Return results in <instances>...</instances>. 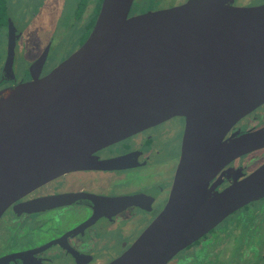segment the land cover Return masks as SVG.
Returning a JSON list of instances; mask_svg holds the SVG:
<instances>
[{"label":"water","instance_id":"95a60500","mask_svg":"<svg viewBox=\"0 0 264 264\" xmlns=\"http://www.w3.org/2000/svg\"><path fill=\"white\" fill-rule=\"evenodd\" d=\"M133 2L102 0L79 48L45 76L0 92V214L64 172L104 169L111 160L98 161L95 151L182 117L168 200L108 263L166 264L230 212L264 197V164L219 193L205 189L224 161L264 147V128L222 141L264 103V3L187 0L129 15ZM12 45L10 36L8 68Z\"/></svg>","mask_w":264,"mask_h":264},{"label":"flooded vegetation","instance_id":"af4514ba","mask_svg":"<svg viewBox=\"0 0 264 264\" xmlns=\"http://www.w3.org/2000/svg\"><path fill=\"white\" fill-rule=\"evenodd\" d=\"M75 1L68 26L59 22L65 13L61 5L55 25L35 22L40 12H51V0H40L43 10L33 6L36 10L30 9L29 17L21 21L0 5V46L4 53H0V92L34 76L43 77L64 60L46 67L57 31L69 29L66 34L80 36L74 51L85 41L102 0H85L83 4ZM162 1L154 10L187 0L163 4L164 7L160 5ZM256 2L262 4L264 0L236 5L253 6ZM37 32V42L30 48L32 58L26 57L24 64L17 66L18 45L28 42L27 36ZM10 36L13 45L8 68ZM43 55L41 65H36ZM171 121L176 126L167 128ZM184 126L182 117H171L142 129L93 153L98 161L111 160L104 169L64 172L14 201L0 214V264H108L118 259L168 200ZM261 128L264 103L234 123L222 141L234 133ZM262 164L264 147L234 156L210 174L205 189L209 195L219 193ZM51 197H57L55 202L47 199ZM56 216L57 225L50 222ZM166 264H264V197L230 212Z\"/></svg>","mask_w":264,"mask_h":264},{"label":"rangeland","instance_id":"374dc122","mask_svg":"<svg viewBox=\"0 0 264 264\" xmlns=\"http://www.w3.org/2000/svg\"><path fill=\"white\" fill-rule=\"evenodd\" d=\"M162 1V0H160ZM182 0H163L162 4H160L162 7L163 4H176L177 2H180ZM256 0H235V5L241 4V5H247V4H252ZM59 4V5H58ZM76 1L75 0H51V4L49 7V11L47 10L42 11L39 13L37 16V20L35 22L40 23V24H46V25H55L57 20H55L57 16V12L59 11V6L61 5V9L65 8V13H64V18H62L59 22H62L64 26H68L70 22V16L71 12L70 10L75 6ZM256 4H261L259 2H256ZM0 5H4L7 7L11 14L12 18L16 19V16H18V21H21L22 19H26L27 16L29 17L30 9L34 12L37 7H40L41 10H43L44 5L41 4L40 0H0ZM35 6V7H33ZM168 7V6H167ZM45 8H48L46 5ZM148 7L145 6L144 0H134V3L132 4L131 10L133 13H130L129 15H136L142 13L143 10L147 9ZM156 8V7H155ZM157 9V8H156ZM148 11V10H147ZM41 14V15H40ZM53 14L52 18L51 15ZM31 22V21H30ZM69 29H64V31H57L53 38H52V49L49 53V62H47L46 67L52 66L54 63H59L60 60L65 59L68 57L72 51H74V46L78 43L80 36L76 35L73 33L72 34H66L65 32L68 31ZM39 33L37 32L36 34L33 35H28V42L25 44L22 43L21 45H18V55L16 57V65H23L26 57L30 60L32 58L33 54L31 53L30 48L36 44L37 39H38ZM0 40H3L2 35H0ZM0 53L2 54V46H0ZM4 54V53H3ZM19 62V63H17ZM16 66V67H17ZM176 122L171 121L170 123L167 124V128L170 127H175ZM54 214V213H53ZM52 216L48 215V217ZM47 217V218H48ZM50 222H53V224H58L59 223V218L56 216L55 219H51ZM47 228V227H46ZM45 230V229H43ZM31 235V234H30ZM36 235V234H35Z\"/></svg>","mask_w":264,"mask_h":264},{"label":"trees","instance_id":"16d2710c","mask_svg":"<svg viewBox=\"0 0 264 264\" xmlns=\"http://www.w3.org/2000/svg\"><path fill=\"white\" fill-rule=\"evenodd\" d=\"M159 1H160V0H144V4H145V6H147L148 8L145 9V10H143L142 12L144 13V12L147 11V10H154L156 4H158ZM84 2H85V0H80V3L83 4ZM99 4H100V1L98 2L97 7H96V13H97V9H98V7H99ZM96 13H95V14H96ZM131 13H133L132 10H131ZM92 23H93V22H92Z\"/></svg>","mask_w":264,"mask_h":264}]
</instances>
